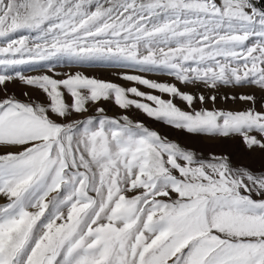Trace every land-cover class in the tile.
<instances>
[{"label":"snow or ice","instance_id":"snow-or-ice-1","mask_svg":"<svg viewBox=\"0 0 264 264\" xmlns=\"http://www.w3.org/2000/svg\"><path fill=\"white\" fill-rule=\"evenodd\" d=\"M0 42V264H264V95L196 108L217 102L204 89L264 93V0H0ZM14 79L43 99L9 95ZM133 111L232 151L204 158Z\"/></svg>","mask_w":264,"mask_h":264},{"label":"rangeland","instance_id":"rangeland-1","mask_svg":"<svg viewBox=\"0 0 264 264\" xmlns=\"http://www.w3.org/2000/svg\"><path fill=\"white\" fill-rule=\"evenodd\" d=\"M19 35V34H16ZM0 45H2V42H0ZM19 71L23 73L26 76H40V75H52L53 73L51 71H48L42 64H27V65H21L19 66ZM125 71L123 69L104 66V65H90V66H83V67H74V66H68L67 64L61 63L58 64L55 67V72L57 73H76L80 72L90 77H96L101 80L105 81H112L118 84H124L125 87H130L133 85L127 84L123 81H121L118 77L122 74V72ZM61 78V77H58ZM150 80H156L159 82H166V83H174L173 80H171L167 76L159 75V74H149L147 76ZM184 92H191V93H197L199 91L198 87H189V88H181ZM7 91L9 95H15L17 99H20L24 102H33V101H40L43 99L40 92L37 90H34L30 87H26L22 84L21 81L18 79H14L13 82L8 84ZM141 91H149L143 87H141ZM27 92L28 96L26 97L24 93ZM254 94L257 99L256 105H252L249 102L245 101H231V100H223L222 97L227 94L228 96L232 95H239V94ZM158 94V93H156ZM203 94L207 97L209 95H217L218 99L215 104L211 103L210 101L204 105H201L199 102L196 103V108L199 109L201 107H206L208 109L217 108V109H224V110H234V111H240L244 110L249 107H256L258 110L260 108V98L264 93H261L258 89L255 88H245V89H228V88H222L218 92H210L207 89L203 90ZM0 98H3V92H0ZM167 99V97H164ZM71 102V101H69ZM175 103L181 107L185 108V104L182 103L179 100H176ZM101 107H104L106 109V114L109 117H116L121 115V110L115 107L111 103H102L100 105ZM95 109L90 108L89 112L86 113V116H92L95 115ZM129 115L134 119L138 121H143L149 128L156 130L159 132L162 136L167 137L171 141L178 142L181 146L195 150L199 155H202L204 158H209L213 155L219 156L222 154H225L227 152L232 151V147L228 144H225L223 141L219 140H212L207 137H201V136H191L186 135L183 132L175 131L167 126H165L162 123L155 122L149 118H146L142 114L138 112H131ZM85 117L83 116H76L73 115L70 117V120H77V119H83ZM64 122V121H61ZM237 163L246 162L237 159ZM252 167H258L257 164L251 165ZM6 201L3 198H0V204H4Z\"/></svg>","mask_w":264,"mask_h":264}]
</instances>
